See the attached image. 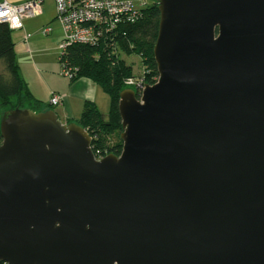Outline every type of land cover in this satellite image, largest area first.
<instances>
[{
  "label": "water",
  "instance_id": "water-1",
  "mask_svg": "<svg viewBox=\"0 0 264 264\" xmlns=\"http://www.w3.org/2000/svg\"><path fill=\"white\" fill-rule=\"evenodd\" d=\"M155 2L120 154L54 109L1 113L0 262L264 264V0Z\"/></svg>",
  "mask_w": 264,
  "mask_h": 264
},
{
  "label": "trees",
  "instance_id": "trees-1",
  "mask_svg": "<svg viewBox=\"0 0 264 264\" xmlns=\"http://www.w3.org/2000/svg\"><path fill=\"white\" fill-rule=\"evenodd\" d=\"M159 19L160 12L154 0L134 22L119 24L117 31L104 34V38L95 45L75 43L61 56L60 61H64L73 71L72 81L87 77L110 98L106 115L94 101L86 100L80 117L71 120L87 130L96 156L120 154L122 150V119L118 104L121 91L129 87L125 80L135 76L133 66L125 61L124 55H139L143 67V73L139 76L144 78L146 84L157 81L159 73L153 48L158 35ZM13 31L7 23H0V60L4 64V71L0 70V116L4 110L16 107L35 111L52 109L51 105L46 109L39 108L38 100L31 95L20 74ZM116 46L121 53L114 50ZM1 141L0 131V143Z\"/></svg>",
  "mask_w": 264,
  "mask_h": 264
},
{
  "label": "crops",
  "instance_id": "crops-1",
  "mask_svg": "<svg viewBox=\"0 0 264 264\" xmlns=\"http://www.w3.org/2000/svg\"><path fill=\"white\" fill-rule=\"evenodd\" d=\"M9 1L22 3L26 0ZM45 3L46 0L43 1L42 13L25 18L24 27L13 31L20 74L31 95L38 100L40 109H46L50 106L49 100L52 93L63 94L64 100L57 105V109H54L63 123L79 118L86 100L94 101L100 111L106 115L110 106V98L95 82L87 77H80L75 81L69 80L62 76L63 74H59L57 64L42 65L41 61L34 56L36 52L40 57H43L41 54L51 55L46 52H57L58 43L63 34L62 25L56 19V6L54 12L51 13L45 8ZM44 27H49L50 31L43 33ZM15 31H17L16 36ZM27 34L29 36L25 38ZM28 59H31V62Z\"/></svg>",
  "mask_w": 264,
  "mask_h": 264
},
{
  "label": "built area",
  "instance_id": "built-area-1",
  "mask_svg": "<svg viewBox=\"0 0 264 264\" xmlns=\"http://www.w3.org/2000/svg\"><path fill=\"white\" fill-rule=\"evenodd\" d=\"M43 1L26 0L22 3H13L9 0H0V23H7L13 30L22 29L25 18L42 13ZM55 3L56 18L59 19L64 32L61 42L62 51L59 54L61 73L70 79L74 76L72 69L64 61H60L69 46L75 43L97 44L104 38V34H113L117 31L119 24L137 20L143 9L148 6L142 1L140 6L135 8L133 2L129 0H55ZM49 31V27L42 29L43 33ZM28 36V34L25 35V38ZM114 50L120 52L117 46ZM125 84L141 94L146 83L143 77L132 76L125 80ZM64 97L63 94L54 92L49 103L57 106L61 104ZM103 156L105 155L96 156V158L100 159Z\"/></svg>",
  "mask_w": 264,
  "mask_h": 264
},
{
  "label": "rangeland",
  "instance_id": "rangeland-1",
  "mask_svg": "<svg viewBox=\"0 0 264 264\" xmlns=\"http://www.w3.org/2000/svg\"><path fill=\"white\" fill-rule=\"evenodd\" d=\"M129 1H132L133 2V6L135 8H138L140 6V3L142 1H144L147 4H150L154 0H129ZM55 6H56L55 0H46L45 8L49 12L53 13ZM57 21L60 22L59 19H57ZM62 33H63L62 34V37H61V39H60V41L58 43V48L56 50L57 52H55V51H53V52H46V53H51V55L50 54H47V55L44 56L43 54H41L43 57H40L39 55H37L38 54L37 52L34 54V56L36 57V59L39 60V61H41V64L42 65H48V66H50L51 64H54V63L57 64V66H58V72H59L60 75H62V73H61L62 67H61V64L59 62V54L62 51L61 42H62V39L64 37L63 29H62ZM16 34H17V31H15V36H16ZM23 56H21V57H23ZM36 59H34V60H36ZM124 59H125V61L127 63H129V64H131L133 66V72H134V75L135 76H139V75H141L143 73L142 62H141V58H140L139 55H137V54H131V55H128V56L127 55H124ZM28 60L31 62V59H28ZM43 62H48V63L46 64V63H43ZM3 69H4V64H3L2 60H0V70H3ZM62 76H64L67 79L71 80L69 77H67L65 75H62ZM128 88H132V87L129 86ZM106 96H108V95H106ZM56 107L57 106H53L52 109H57Z\"/></svg>",
  "mask_w": 264,
  "mask_h": 264
}]
</instances>
